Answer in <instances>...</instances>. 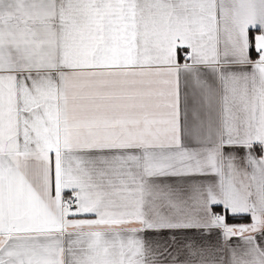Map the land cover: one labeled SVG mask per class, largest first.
I'll return each mask as SVG.
<instances>
[{
  "label": "snow or ice",
  "instance_id": "snow-or-ice-1",
  "mask_svg": "<svg viewBox=\"0 0 264 264\" xmlns=\"http://www.w3.org/2000/svg\"><path fill=\"white\" fill-rule=\"evenodd\" d=\"M0 264H264V0H0Z\"/></svg>",
  "mask_w": 264,
  "mask_h": 264
}]
</instances>
